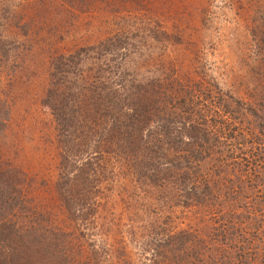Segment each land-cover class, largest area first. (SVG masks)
I'll return each instance as SVG.
<instances>
[{"label": "rangeland", "instance_id": "1", "mask_svg": "<svg viewBox=\"0 0 264 264\" xmlns=\"http://www.w3.org/2000/svg\"><path fill=\"white\" fill-rule=\"evenodd\" d=\"M263 36L264 0H0V167L20 173L26 207L42 210L40 222L53 216L56 226L73 230L55 192L60 127L46 99L63 75L91 74L99 47L113 43L114 64L127 58L131 70L138 64L139 72L199 96L227 160L240 166L219 174L208 164L217 202L186 208L165 206L162 192H144L122 164H109L114 176L101 185L98 220L84 226L85 248L102 264H121L117 250L128 264H155L143 243L156 231L159 238L162 230L189 231L204 241L206 255L221 233L232 232L239 256L264 264V148L247 124L208 99L217 88L249 104L261 90Z\"/></svg>", "mask_w": 264, "mask_h": 264}, {"label": "trees", "instance_id": "2", "mask_svg": "<svg viewBox=\"0 0 264 264\" xmlns=\"http://www.w3.org/2000/svg\"><path fill=\"white\" fill-rule=\"evenodd\" d=\"M99 48L97 59L101 60L91 74L81 72L70 76L73 80L63 75L46 99L60 127L61 165L55 192L64 225L73 230L56 226L50 220L53 216L40 222L36 213L42 210L26 207L29 201L20 173L0 167V264H102L96 251L83 244L84 226L90 228L98 220L102 205L98 199L104 196L101 185L114 176L109 168L113 162L122 164L144 192H162L165 206L186 208L217 202L218 190L212 185L208 164L219 174L240 166L227 160L223 137L210 129L207 110L196 104L199 96L139 72L138 64L131 70L135 63L127 58L114 64L119 48L113 43ZM260 53L264 54V48ZM83 56L77 54L76 59ZM259 60L264 71V55ZM260 74L261 90L256 88L249 104L217 88L208 99L247 124L264 148V116L259 115H264V72ZM254 228L256 234L258 227ZM162 231L160 238L156 231L143 243L155 264H249L239 256L232 232L221 233L213 243L214 253L206 255L204 241L193 233ZM116 252L118 258L123 256L121 264H128L125 253Z\"/></svg>", "mask_w": 264, "mask_h": 264}]
</instances>
